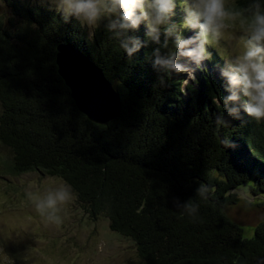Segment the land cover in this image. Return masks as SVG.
Masks as SVG:
<instances>
[{"label":"trees","instance_id":"16d2710c","mask_svg":"<svg viewBox=\"0 0 264 264\" xmlns=\"http://www.w3.org/2000/svg\"><path fill=\"white\" fill-rule=\"evenodd\" d=\"M0 1L12 14L8 23L0 17L6 172L67 181L91 219L105 216L133 242L139 264H264V220L246 237L224 210L241 186L264 204V120L243 110L227 115L235 105L223 104L225 80L202 75L190 85L172 74L162 85L152 59L154 48L172 46L171 38L162 46L163 32L160 45L149 42L129 60L106 21L89 40L86 28L48 4ZM253 2L235 0L241 8ZM145 32L142 23L133 34L143 41ZM59 44L81 51L112 83L120 98L114 120L94 123L78 110L58 73ZM222 112L227 127L215 123ZM224 138L236 147L226 149ZM200 182L215 189L209 201L195 195ZM173 198L199 203L197 219L182 215Z\"/></svg>","mask_w":264,"mask_h":264},{"label":"clouds","instance_id":"9594fccd","mask_svg":"<svg viewBox=\"0 0 264 264\" xmlns=\"http://www.w3.org/2000/svg\"><path fill=\"white\" fill-rule=\"evenodd\" d=\"M47 3L64 22L75 19L86 28L89 40L106 21L104 27L119 41V47L129 60L149 42L160 45L163 32L162 46L168 48L171 38L172 48L164 53L160 47L154 48L152 59L162 85L166 82L162 77L172 74L187 73L194 79V72L205 70L203 62L212 58L206 45L219 42L229 24L235 26L239 23L246 39L242 51L220 69L227 92L223 104L235 105L227 107L228 116L239 118L243 110L256 121L264 120V5L259 0L244 8L235 0H184L180 28L194 32L187 38L170 23L176 0H47ZM142 23L146 25L143 41L133 34ZM182 58L190 63L181 62ZM215 123L218 127H227L230 121L222 112L216 115ZM221 143L226 149L236 147L228 138L222 139ZM214 194V187L203 182L195 189V195L201 201H209ZM26 195L36 214L57 227L63 224V210L76 199L71 185L62 179L42 191H29ZM172 203L182 215L197 219L199 203L190 199L180 202L178 198H173Z\"/></svg>","mask_w":264,"mask_h":264},{"label":"rangeland","instance_id":"374dc122","mask_svg":"<svg viewBox=\"0 0 264 264\" xmlns=\"http://www.w3.org/2000/svg\"><path fill=\"white\" fill-rule=\"evenodd\" d=\"M24 1L42 3L41 0ZM183 2L176 0L170 23L187 38L194 32L180 28L184 17ZM43 3L48 4L47 0ZM11 16L10 10L0 1V17L8 23ZM245 39L239 23L229 24L219 42L206 45L212 58L203 62L205 70H196L194 79L187 73L177 75L183 84L190 85L202 75L223 81L220 68L214 64L226 67L227 62L242 51ZM181 62L190 63L184 58ZM8 157L9 152L0 144V264H139L133 242L112 231L105 216L91 219L77 197L63 210L62 225L57 227L44 221L34 211L26 193L42 191L60 178L38 171L10 174L4 169ZM235 193L240 199L226 205L225 213L241 226L244 236L250 237L255 224L264 220L263 198L251 194L247 186L239 187Z\"/></svg>","mask_w":264,"mask_h":264},{"label":"water","instance_id":"95a60500","mask_svg":"<svg viewBox=\"0 0 264 264\" xmlns=\"http://www.w3.org/2000/svg\"><path fill=\"white\" fill-rule=\"evenodd\" d=\"M56 63L78 110L90 121L106 124L119 115L118 92L86 55L71 45L59 44Z\"/></svg>","mask_w":264,"mask_h":264}]
</instances>
